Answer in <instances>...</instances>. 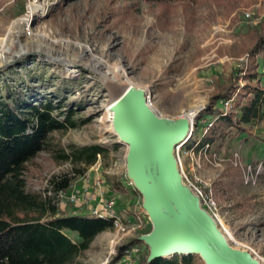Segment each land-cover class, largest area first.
<instances>
[{
    "label": "rangeland",
    "instance_id": "rangeland-1",
    "mask_svg": "<svg viewBox=\"0 0 264 264\" xmlns=\"http://www.w3.org/2000/svg\"><path fill=\"white\" fill-rule=\"evenodd\" d=\"M263 29L264 0L157 4L143 0H0V78L15 84L33 76L30 83L37 86L39 77H44L48 84L53 81L49 93L60 94L56 102L65 96V108L75 110L74 119L80 125L53 133L52 145L65 150L100 145L109 150L86 169L42 152L28 166L29 188L43 192L51 186V179L65 176L71 179L67 190L71 191L83 187L85 176L99 177L105 182L104 200L113 199L123 219L150 221L144 195L136 186H126L131 180L129 148L106 114L132 82L146 92L147 103L159 119L179 121L184 114L195 112L187 145L190 140L193 143L185 148V170L189 175L196 173L213 190L220 214L218 228L229 247L264 264V122L244 126L241 133L233 129L204 149H198V142L211 128L206 125L214 116L202 118L196 130L198 118L216 93L232 85L237 90L227 113L237 112L234 106L247 84L244 76L251 65L250 51ZM4 38L8 39L2 45ZM254 60L264 80V54ZM116 74L122 84L113 89L106 79ZM215 109L224 111L220 102ZM114 182L124 190L115 189ZM98 194L96 190L89 206L70 204L64 213L91 215L100 206ZM145 233L142 229L103 232L73 264H114L119 248L136 239L140 242L132 248L139 249V260L141 255L149 259L152 248L142 240ZM68 235L78 240L75 234ZM117 264H129V260L124 256Z\"/></svg>",
    "mask_w": 264,
    "mask_h": 264
},
{
    "label": "trees",
    "instance_id": "trees-1",
    "mask_svg": "<svg viewBox=\"0 0 264 264\" xmlns=\"http://www.w3.org/2000/svg\"><path fill=\"white\" fill-rule=\"evenodd\" d=\"M146 4L165 3L171 0H143ZM264 54V29L250 51L251 63L244 79L247 84L238 93L234 108L237 112L216 110L218 102L232 98L237 87L222 90L213 97L211 105L196 122V130L203 119L213 115L212 126L198 142V149L212 146L217 139H224L233 129L245 132L244 126L264 122V80L259 78L254 58ZM264 74V73H262ZM30 76L12 84L0 78V264H73L76 257L87 250L101 233L114 230L113 221L93 215L65 214L58 206V194L71 186L69 177L51 179L49 189L41 192L28 186V166L42 152L55 158L72 161L86 168L95 165L109 150L100 145L70 147L65 150L52 145L53 133L77 128L75 110L65 108V96H52L49 80L39 77L40 83H30ZM223 110V109H222ZM211 122V121H210ZM190 140L187 149L191 148ZM264 165V162H263ZM78 171L83 174L84 170ZM264 175V166H263ZM117 190H124L121 183H113ZM151 229V228H150ZM148 230V232L150 231ZM68 233H73V241ZM138 239L119 248L117 264ZM139 264H204L201 256L174 255L149 261L141 255Z\"/></svg>",
    "mask_w": 264,
    "mask_h": 264
},
{
    "label": "water",
    "instance_id": "water-1",
    "mask_svg": "<svg viewBox=\"0 0 264 264\" xmlns=\"http://www.w3.org/2000/svg\"><path fill=\"white\" fill-rule=\"evenodd\" d=\"M126 91L125 87L115 110L114 128L130 146L128 174L145 197L144 209L152 223L151 231L142 237L152 248L149 261L196 254L206 264H259L229 247L180 176L174 147L190 137L191 123L159 119L145 105L143 90Z\"/></svg>",
    "mask_w": 264,
    "mask_h": 264
},
{
    "label": "built area",
    "instance_id": "built-area-1",
    "mask_svg": "<svg viewBox=\"0 0 264 264\" xmlns=\"http://www.w3.org/2000/svg\"><path fill=\"white\" fill-rule=\"evenodd\" d=\"M232 102V99H229L222 103V107L225 112H228L229 108H232ZM206 126L211 127L212 123L209 122ZM186 146L187 144H185V141H182L174 147V157L176 160L178 171L180 173V176L182 177L183 182L198 197L202 208L206 210V212L211 216V218L216 222L218 226L220 222V214L217 201L213 194V190L208 186L207 183L203 184L196 173L189 175L185 170ZM83 180L84 184L82 188H73V190L71 191H61L58 194V206L61 209L70 204L89 206L95 199V191L99 190L98 195L100 197V206L93 210L91 215L112 219L113 227L118 232L126 233L132 230L142 229L146 231L145 235H147L151 231V220L145 222L138 218L137 221L131 223V221L123 219L121 213L116 210L115 201L113 199L104 200L105 182L103 179L99 177L90 178V176L87 175ZM126 186H135V183L133 180H130L126 183ZM149 229L150 231L148 232ZM139 256V249L131 248L127 251L125 258L129 260V264H137L139 261Z\"/></svg>",
    "mask_w": 264,
    "mask_h": 264
},
{
    "label": "bare ground",
    "instance_id": "bare-ground-1",
    "mask_svg": "<svg viewBox=\"0 0 264 264\" xmlns=\"http://www.w3.org/2000/svg\"><path fill=\"white\" fill-rule=\"evenodd\" d=\"M15 27V26H14ZM12 32H13V28H12V30L9 32V34H12ZM6 39H8V38H4L3 40H2V45L4 44V43H6ZM71 69H72V66H71ZM71 72L72 73H75L76 71L75 70H71ZM115 73V72H114ZM121 78H119V74H116V75H114L113 77H107V79H106V81H107V83H108V85L110 86V87H112L113 89H118V86L120 85V84H122V82H121V80H120ZM133 88H135V89H139L138 88V86H136L134 83H130V86L129 87H127V91H130V90H132ZM142 90V89H141ZM126 91V92H127ZM144 91V90H143ZM144 93H145V97H146V92L144 91ZM123 97V95H120V96H118L117 98H115L113 101H112V103L108 106L109 108H108V110L106 111V114H107V121L108 122H111L112 124H113V126H114V119H115V110L118 108V106L120 105V101H121V98ZM147 99H148V97H146V101H145V105L147 106V108L153 113V111H152V108L150 107V105L147 103ZM188 112V111H187ZM194 117H195V112L194 111H190L187 115H183L182 116V118H181V120L182 121H186V122H188L189 124L191 123V122H193V120H194ZM116 135L119 137V134L116 132ZM188 140V139H187ZM187 140H185V144H187ZM128 148L130 149V146L128 145ZM227 232H228V235L231 237L232 235H231V232L230 231H228L227 230ZM225 237V236H224ZM226 239V238H225ZM226 241H228L227 239H226ZM258 262V261H257ZM259 263V262H258Z\"/></svg>",
    "mask_w": 264,
    "mask_h": 264
}]
</instances>
